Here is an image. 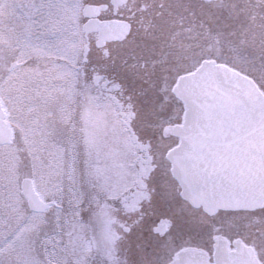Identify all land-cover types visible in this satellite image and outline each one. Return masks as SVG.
Masks as SVG:
<instances>
[{
  "label": "snow or ice",
  "instance_id": "1",
  "mask_svg": "<svg viewBox=\"0 0 264 264\" xmlns=\"http://www.w3.org/2000/svg\"><path fill=\"white\" fill-rule=\"evenodd\" d=\"M0 264H264V0H0Z\"/></svg>",
  "mask_w": 264,
  "mask_h": 264
}]
</instances>
